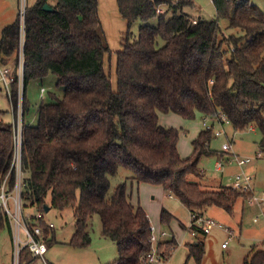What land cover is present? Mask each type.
<instances>
[{
    "label": "trees",
    "instance_id": "16d2710c",
    "mask_svg": "<svg viewBox=\"0 0 264 264\" xmlns=\"http://www.w3.org/2000/svg\"><path fill=\"white\" fill-rule=\"evenodd\" d=\"M189 0H116L126 21L122 47L115 52L116 86L104 68L110 53L102 31L98 0L26 1L23 20L21 94V188L23 205L73 209V247L90 243L88 222L97 214L101 235L113 241L117 259L110 264H140L151 248L150 221L145 210L131 204L128 181L159 185L190 212L217 207L231 214L238 198L250 192L221 186L204 190L188 176L199 177L201 157L213 154L211 130H201L191 141L192 152L182 158L177 151L178 130L158 124L157 112L175 113L186 120L200 112L206 118L223 115L233 130L255 127L264 153V11L250 0H212L215 17L196 19L182 8ZM49 4L53 11L42 9ZM166 6L158 13L157 8ZM168 11L170 15L168 16ZM156 20L152 25L148 22ZM240 35H226L219 26ZM140 21L136 39L130 27ZM20 21L5 25L0 36V66L11 63L14 80L8 98L16 115ZM55 77L61 96L50 93V102L36 108V124L25 119V90L31 81L43 84ZM0 110V184L12 189L15 176L13 125ZM131 176L107 198L110 177L118 168ZM46 200L48 205H46ZM173 216L161 208L159 222ZM46 245L54 242L53 230L43 217ZM11 241L9 218L0 208V232ZM174 238L161 240L157 249L167 261ZM200 240L186 245L187 259L200 264ZM38 264L29 250H20L18 264ZM242 264H264V250L256 249Z\"/></svg>",
    "mask_w": 264,
    "mask_h": 264
},
{
    "label": "rangeland",
    "instance_id": "374dc122",
    "mask_svg": "<svg viewBox=\"0 0 264 264\" xmlns=\"http://www.w3.org/2000/svg\"><path fill=\"white\" fill-rule=\"evenodd\" d=\"M250 1L264 11V0ZM32 2H34V0H27L28 4ZM165 7V5H161L162 9ZM182 9V11L191 18L200 16V19L211 20L215 17L211 0H192L191 5H186ZM169 15L170 13L168 12V16ZM102 19L100 20L102 21L101 26L105 37H109L108 39L113 43L114 41H118L117 37L119 31H126L127 29V27H125V22L122 28H119L118 26L120 22H117L114 18L109 20V25L106 23V17ZM148 23L155 25L156 20L152 19ZM226 24L227 22L225 20L219 21L220 29L224 34H234L236 36L241 34L237 29L227 28ZM140 25V21H136L132 24L130 27V39H136ZM112 51L113 48L111 47L110 53ZM110 53L104 57V68L106 73L110 76L112 87L115 88L116 58L115 55ZM6 67L13 72L11 63L7 64ZM55 82L56 79L54 76L48 75L46 77L42 84V87L45 89L42 98L39 97L40 84L37 81H31L27 85L25 97L28 103V112L25 115V119L29 123H37L36 108L41 101L44 103L50 102V93H54L56 96H61L62 88H56ZM19 93L21 94V85L18 86V107L14 117L8 96L4 90H0V110L5 111L3 119L10 123L14 121L16 125H20L18 114L21 113V97ZM158 113L166 114L163 112ZM201 119L202 115L199 112H196L194 118L191 120H186L175 113L170 114L168 117H163V120H161L167 125L164 127H174L178 130L177 151L182 158L189 156L192 152L190 142L200 130ZM163 125L164 124H162V126ZM219 129L220 126L215 124V130ZM221 130H223L229 137L233 138L232 150L234 152L237 151L238 154L242 156L252 157V160L247 165L243 166V168L238 167L234 163H226L221 172H219L215 171V162L221 156L218 157L216 154H211L201 157L198 163L199 170H201L206 177L214 181H220L224 186H232L235 179V177L233 179V176L236 173L243 171L251 176L250 187L252 197L259 198L264 192V154L262 157H256V153L260 150V132L255 127H253V129L248 127L244 130L235 131L229 123H224ZM224 142V135L218 137L213 136L209 143L210 150L216 151L217 153L220 152L221 145ZM222 155L225 157L224 152ZM128 175H131L129 170L121 167L118 168L116 174L110 177V188L107 193V198L120 182L126 180ZM188 178L197 181L199 186L204 189H216L217 187V185L214 184H204L203 182H199V177L195 175H190ZM127 193L132 204L139 201L140 205L148 213L149 221L154 228V232H158V230L160 232L165 231L167 236L164 237L163 240L171 239L173 236L176 245L167 259L166 264H195V261L192 258H185L187 253L186 244L197 240L204 243V253L200 264H241L249 246L257 245L258 248L264 249V206L262 204L259 205L255 201L248 202L247 199H250L251 195L244 198H238L231 214H226L215 207H211L208 210L209 216L231 228L233 231L231 237L228 238V235L225 232L213 228L210 233L201 235L199 237L200 239L196 240L190 235L187 229L191 220L187 208L181 204L178 199L168 197L166 193H163L160 186L142 184L136 188V185L133 187L128 185ZM46 205H48L47 200ZM9 206L12 207L11 204H9ZM162 207L174 216L173 221L168 225H163L159 222V210ZM21 208L23 216L28 215L33 217L38 212V209L35 206L25 207L23 201ZM45 208H47V206ZM43 220L46 223L52 222L54 225V242L47 245V252L45 254V259L49 264H110L117 259V248L115 243L110 239L103 237L100 233L101 223L97 214H93L89 219L88 233L91 240L87 246L82 248L73 247L68 244L74 230L73 209L71 207H66L63 210L48 208L44 211ZM222 243H225V248L221 247ZM0 264H13L12 244L6 231L0 232Z\"/></svg>",
    "mask_w": 264,
    "mask_h": 264
},
{
    "label": "built area",
    "instance_id": "2783aa9c",
    "mask_svg": "<svg viewBox=\"0 0 264 264\" xmlns=\"http://www.w3.org/2000/svg\"><path fill=\"white\" fill-rule=\"evenodd\" d=\"M27 0H18V15L20 21V32L23 31V20L25 5ZM158 13H161L162 10L159 8L156 9ZM196 19H193L192 22H195ZM22 44L23 40H20V51H19V64L17 68V81L18 86L21 85V94H22ZM14 80L12 72L7 67L0 66V82L3 86V89L8 96L10 97V84ZM44 88H40L42 93ZM20 94V93H19ZM20 94V97H21ZM21 100V99H20ZM18 107V103H17ZM21 107V105H20ZM20 111V110H19ZM20 125H16L13 121V141H14V153L12 159V167L14 169L15 182L12 189L7 187V179H4L0 184V208L5 212L9 218V223L11 227V244H12V259L13 264H18L19 252L22 248L26 247L33 257H36L38 264H49L45 259V254L47 252V245L43 239V230L41 226L37 223H34L38 218L43 217L44 213L38 211L35 216H23L22 213V200H21V188L22 180L24 173L21 168V125L22 118L21 113L18 114ZM220 126L219 130H215L213 127L215 124ZM224 123H228L226 118L223 115L215 116L211 119L204 118L202 121L203 130H211L214 137H218L224 134V131L221 130V127ZM222 152L227 155L221 156L215 162V171L221 172L224 164L234 163L238 167H242L251 161V157L237 155L232 150V144L230 141H225L221 145ZM262 152L258 151L256 157H261ZM251 176L245 172H240L235 174V179L232 184L233 189H238L241 191L250 192V199H247L248 202L255 201L259 205L264 206V192L259 198L252 197L251 193ZM11 204L12 207L9 206ZM47 226L49 228L54 227L52 222H48ZM213 228L220 229L228 234V238L232 236L230 228L224 226L221 222L216 221L211 217H207L201 213L191 214L190 224L187 227L188 232L192 237L197 235L208 234ZM167 236L165 231L160 233L154 232V228L150 227V237L149 242L151 244L150 250L140 258V264H166V261L163 259L162 254L157 249V244L164 237ZM162 238V239H161ZM225 246V243L222 244V247Z\"/></svg>",
    "mask_w": 264,
    "mask_h": 264
},
{
    "label": "crops",
    "instance_id": "0c3cea01",
    "mask_svg": "<svg viewBox=\"0 0 264 264\" xmlns=\"http://www.w3.org/2000/svg\"><path fill=\"white\" fill-rule=\"evenodd\" d=\"M175 1V0H174ZM100 2H101V4H100ZM189 2V4L191 5L192 4V0H189L188 1ZM252 2V1H251ZM211 3H212V0H211ZM253 3V2H252ZM19 4H18V0H0V26H1V30H2V28L5 26V25H7V24H9V23H11L12 21H14V19L16 18V16H17V14H18V8H19V6H18ZM213 6V5H212ZM101 8V9H100ZM214 8V7H213ZM167 8L165 7V8H161V10L162 11H164V10H166ZM98 13H99V17H100V19H102V18H104V17H106V23H107V25H109L108 24V22H109V20L111 19V18H114L115 20H117V22H120V24H119V28H122V26H123V24H124V22H125V24H126V21L121 17V15H120V13L118 12V9H117V5H116V0H115V2H114V0H98ZM168 12H170V11H168ZM215 12V11H214ZM193 19H195V17H192ZM198 18H200V16H198V17H196V19H198ZM121 19H123V20H121ZM103 20V19H102ZM102 22V21H101ZM125 27H127V25L125 26ZM1 30H0V36H1ZM125 33V30L123 31V30H121V31H119V34H118V37H117V39H118V41H114V43L110 40V39H108L109 37H106L107 38V41H108V44H109V46H110V48L112 47L113 48V51L110 53V54H113V55H115V52L117 51V50H119V49H121V47H122V37H123V34ZM20 40H23V31H21L20 32ZM113 44V45H112ZM115 58H116V56H115ZM40 84V83H39ZM43 85L42 84H40V88L42 87ZM40 88H39V97L40 98H42L43 97V94H44V91L41 93L40 92ZM0 90H4L3 89V86H2V84H1V82H0ZM45 90V89H44ZM200 113V112H199ZM170 114H172L171 112L170 113H166V114H160V113H158L157 112V116H158V124H164L163 126H167L166 125V123H164L163 121H161V120H163V117H168ZM201 114V113H200ZM202 115V114H201ZM204 118H206V116H203L202 115V119H201V121H200V130L195 134V137H193V138H196V136L199 134V132L201 131V130H203V126H202V121H203V119ZM165 119V118H164ZM206 119H211V118H206ZM168 124V123H167ZM215 124V123H214ZM169 125V124H168ZM224 125V124H223ZM170 126V125H169ZM214 129H215V125H214V127H213ZM251 129H253V127H251ZM224 137H225V141H230L231 142V144H233V138L232 137H229L225 132H224ZM191 143V142H190ZM210 148V147H209ZM191 151H192V145H191ZM259 151H261V150H259ZM234 152V151H233ZM262 152V151H261ZM237 155H240V154H238V152L236 151L235 152ZM213 154H216V155H218V157L219 156H223L222 154H223V152L220 150V152H216V151H213ZM264 153L262 152V155H263ZM225 155H227L226 153H225ZM240 156H242V155H240ZM249 157V156H248ZM262 157V156H261ZM252 158V157H251ZM252 160V159H251ZM248 164V163H247ZM246 164V165H247ZM245 166V165H244ZM242 168H243V166H242ZM131 175H128L127 176V178L128 177H130ZM234 177H235V175L233 176V179H234ZM199 182H203L204 184H214V185H217V187H216V189H204V188H202V189H204V190H217L219 187H221V186H224V185H222L221 184V182L220 181H214V180H212V179H210V178H208V177H206L205 175H204V173L200 170V174H199ZM197 182V181H196ZM128 185L130 186V187H133V186H135L136 185V188H138L139 187V185H142V184H146V183H136L135 181H132V182H130V181H128ZM202 183V184H203ZM128 185H127V190H128ZM150 185H152V184H150ZM155 186H159V185H155ZM161 187V186H160ZM162 188V187H161ZM163 190V189H162ZM163 193H166L167 195H168V197H173L172 195H170L169 193H167L166 191H164L163 190ZM128 194V193H127ZM175 198V197H174ZM130 201V200H129ZM131 202V201H130ZM132 204V203H131ZM132 205H134V206H137V205H140V203H139V201H137V203H134V204H132ZM141 206V205H140ZM142 207V206H141ZM211 207H213V206H211ZM211 207H208V208H206V209H204V210H202L201 211V214H203V215H205V216H207V217H211V216H209L208 215V210H209V208H211ZM143 208V207H142ZM162 208H164V207H162ZM215 208H217V207H215ZM144 209V208H143ZM217 209H219V210H221L220 208H217ZM145 210V209H144ZM161 210V209H160ZM159 210V211H160ZM188 210V209H187ZM223 211V210H222ZM264 211V210H263ZM146 212V211H145ZM188 212H189V214H190V217H191V212L188 210ZM224 212V211H223ZM146 214H147V217H148V219H149V215H148V213L146 212ZM227 214V213H226ZM172 215V214H171ZM173 216V215H172ZM173 218H174V216H173ZM211 218H213V217H211ZM214 219V218H213ZM173 221V219L170 221V223ZM216 221H217V219H216ZM150 225H151V223H150ZM224 225V224H223ZM152 226V225H151ZM224 226H226V225H224ZM153 227V226H152ZM228 228H230L229 226H227ZM215 229H217V228H215ZM220 230V229H219ZM230 230H231V228H230ZM162 232V231H161ZM224 232V231H223ZM232 230H231V234H232ZM156 233H160V231L158 230V232H156ZM171 233H172V231H171ZM210 233V232H209ZM227 234V233H226ZM169 235V234H168ZM172 235H173V233H172ZM228 235V234H227ZM233 235V234H232ZM201 235H197L196 237H194L196 240L197 239H200L199 237H200ZM173 237V236H172ZM162 239V238H161ZM163 241V240H162ZM188 244V243H187ZM186 244V245H187ZM223 244V243H222ZM222 244H221V247H222ZM222 248H225V246L224 247H222ZM256 249H261V248H258L257 247V245L255 246V245H252V246H249V248H248V250H247V253H245V255H244V257H243V259L246 257V256H248L249 254H251V252L252 251H254V250H256ZM264 250V249H263ZM186 259H187V253H186V257H185ZM243 259H242V261H243ZM186 261V260H185ZM241 264H242V262H241Z\"/></svg>",
    "mask_w": 264,
    "mask_h": 264
},
{
    "label": "water",
    "instance_id": "95a60500",
    "mask_svg": "<svg viewBox=\"0 0 264 264\" xmlns=\"http://www.w3.org/2000/svg\"><path fill=\"white\" fill-rule=\"evenodd\" d=\"M42 9L45 11H53V8L49 4H44ZM47 209H48V207L45 208V210H47Z\"/></svg>",
    "mask_w": 264,
    "mask_h": 264
}]
</instances>
